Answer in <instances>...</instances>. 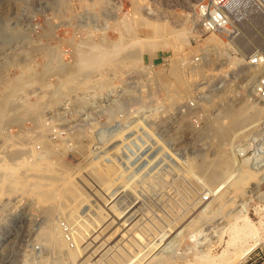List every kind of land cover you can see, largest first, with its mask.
<instances>
[{
	"label": "rangeland",
	"instance_id": "obj_1",
	"mask_svg": "<svg viewBox=\"0 0 264 264\" xmlns=\"http://www.w3.org/2000/svg\"><path fill=\"white\" fill-rule=\"evenodd\" d=\"M198 1L0 0V14L4 9H8V12L4 14L6 16L0 15V70L2 72L4 68L5 76L3 73L1 74L7 78L8 82L6 79L4 81L9 84V78L12 80L16 76H12V73L27 72L28 69L24 68L33 66L35 62L41 63V66L35 67L36 63L33 68L31 66L34 73L39 75L38 72L42 73V70L46 73V75L45 73L36 75L29 85L25 84V86L28 85L27 89L23 86L24 83L21 84L22 79H17L20 75L16 76L18 81L16 79L12 81L13 85L10 82L9 87L6 86V83L4 86L0 85V91L3 87L14 89L12 91L14 99L9 95V98H5L13 99L14 103L11 99L3 103L2 99L0 103L3 105L8 103L7 106L13 107L20 105L22 99L33 101L35 97L32 95L35 92L31 93V91L38 90L42 83L38 86L36 84L40 81L43 82V86L49 84V88L45 86L46 102L41 108V115H37L38 118L25 115L23 117L26 120L21 116L17 122L14 119L5 120L3 123L6 122V126L9 125L6 129L0 120L4 125L3 127L0 124V162L12 163L20 153L19 157L21 154L25 155L28 162L31 163L48 160L63 174L64 178L67 175L65 181L68 179L74 181L75 179V182L81 185L79 177L82 172L92 183L91 187L81 185L83 186L82 190L87 194L86 197L88 196L87 200L80 197H77L78 200L66 199V201L69 200L64 201L66 204L55 198L41 202L35 198L34 194L17 192L8 197L7 194L0 192V264H68L66 261L64 262L63 257L60 258L57 241L54 240V234L60 232L66 246L71 249L75 248V240L72 235V232L76 231L72 224L74 218L68 219L69 208L66 207L73 201L74 216L77 220L86 221L92 226L94 209L98 204L102 212H107L102 201H108L110 195L120 192L126 185L130 189L132 185L129 187V184H132V181L135 188L132 190V187L130 190L136 195L133 193L126 196L130 192L126 186V189L124 188L126 192L125 194L121 193V200L117 201V207L122 211L120 206H123L121 207L125 220H131L132 217V220L136 219L133 221L135 223L133 230H137L136 232L140 236H144L145 239L151 236L150 231L154 232V224L166 215L167 200L169 203L172 201L170 205L175 209L178 206L185 207L189 200L198 195V197H203L206 204L213 200L220 191H224L225 198L228 200L223 211L213 214V217H208L209 220L204 218L197 223H190L186 219L184 223L174 227L172 232H160V235L148 245L152 247L147 249V256L153 252L156 254L169 252L171 254L169 264H178V256H186L187 259H190L192 252L204 247L203 243L206 239L216 240V230L227 222L226 215L228 213L244 208L242 210L248 213L258 228L259 240L256 247L240 264H254L264 260V210L261 209L264 206L262 198L264 193V159L257 156L252 160L253 154L258 151L256 121L250 123L251 125L254 123L252 126L245 124L240 127L243 129H241L242 133L237 130L238 132L235 131L237 134L229 135L228 138H232L234 141L225 145L221 141L220 145L216 143L218 146L213 144L212 131H209L206 126L207 115L210 114L209 117H212L215 113L217 114L229 99L244 100L247 96L246 77L253 72V68L258 66L251 60L256 56H264V1L232 0L228 3L226 14L235 26V32L228 38H223L218 33L201 30L194 14ZM120 18L127 20L128 25L133 29V37L139 40L145 50L149 51L152 58L146 52L142 54V59L125 56L126 53L131 52L130 50L133 51L134 43L124 48L126 53L122 55L123 57L120 56L114 60L110 59L112 51L101 53L99 59L96 60L98 62L95 61L96 65L85 67L86 70H83L85 75L79 72L81 74L78 73L79 75H75L70 80L68 88L66 87L63 92L61 91L62 93H59L63 96L58 94L59 96L51 97L52 95L48 93L55 89L54 79L57 77V73H63L68 66L67 63L74 61L73 44L76 41L80 42V40L90 38L97 40V36L104 34L112 39H118L122 33H119L120 31L116 29L114 23ZM128 18H130L129 21ZM121 30L125 33V29ZM181 30L188 32L185 41L176 36V33ZM213 38L220 42L217 55L214 54L215 49L211 43ZM127 41L125 40V42ZM43 48L45 50H42ZM25 53L28 55L24 56ZM204 53H209L213 59H206L199 69H189L193 62H195L194 64L200 62L199 59ZM16 54H19L21 58ZM16 56L19 57V60ZM39 56H42L41 61ZM207 56L205 57L207 58ZM9 57L13 60L11 61ZM100 59L104 62H100ZM15 60L18 63L15 64ZM22 60L29 61V63L22 64ZM45 62L47 63L44 64ZM48 62L57 67H53ZM173 65H176L180 70L183 78L179 85H176L174 79ZM46 71L48 73L53 71V74L47 79L45 77L50 73L47 75ZM153 75L159 79H155ZM38 77H41L40 81ZM74 80H77L76 83ZM16 82L17 84H14ZM15 85L22 86L17 89ZM23 87L25 89L21 90ZM156 88L158 89L156 90ZM106 91H108L107 97H103ZM13 93L16 95L13 96ZM87 95L91 96L88 100L86 99ZM20 96L26 97L21 99ZM247 99L251 102L249 100L251 98ZM107 101L113 105L125 102L122 105L118 104L122 107L117 109L109 120H105L106 116L100 111L102 106L108 104ZM1 104L0 107L3 106ZM242 104L241 102L239 105ZM252 108L264 114V107L254 103ZM73 110L74 112H72ZM115 115L118 117H114ZM91 118L97 119L94 121H98L96 124L98 126L90 125ZM36 121H38L37 127L34 126ZM15 125L23 129L17 128ZM247 126L250 128L249 130L246 128ZM217 161H221L219 166L231 164V169L223 175L217 176L216 179H211L207 176L209 167L208 170H205L204 165L217 163ZM95 165L97 170L107 171L100 181L99 179L95 181L93 173L87 171L90 167L92 170H96ZM243 169L252 170L255 176L247 181L242 188L235 191L236 189L233 190L231 183ZM28 171L26 170L25 173ZM14 174L5 176V179ZM227 177L229 180H226ZM146 184L148 185L146 186ZM56 185L57 187L61 186L60 180ZM136 186L139 187L136 188ZM88 187L90 188L88 189ZM134 196H137L138 200H142H139L138 203ZM206 197L208 199H205ZM131 199H133L132 202L129 201ZM159 199L166 200L163 204V201ZM132 204L135 206L133 207ZM201 206L198 207L200 210ZM132 207L135 210H132ZM61 209L63 210L61 211ZM99 209L97 208V210ZM138 210H140L139 213ZM199 211L197 209L193 216L196 215L197 218ZM130 213L132 214L128 216ZM150 219L154 222H151ZM145 222L149 223L144 226ZM148 226L151 228L149 229ZM177 240L178 242L173 247L174 250L170 249L173 241ZM193 242L197 246L196 248ZM199 242H202V246ZM99 257L102 262L105 261L104 255L103 259L101 255ZM249 257L251 258L249 259ZM93 261L94 259L87 264L102 263L100 261L93 263Z\"/></svg>",
	"mask_w": 264,
	"mask_h": 264
},
{
	"label": "bare ground",
	"instance_id": "obj_2",
	"mask_svg": "<svg viewBox=\"0 0 264 264\" xmlns=\"http://www.w3.org/2000/svg\"><path fill=\"white\" fill-rule=\"evenodd\" d=\"M231 1L232 0H230L229 2H231ZM199 2H200V0L198 1V3ZM7 12H8V9H4L2 11V13H1L2 17L6 16L4 14H6ZM129 19L130 18H128V21H129ZM94 26H95V24H94ZM100 26H102V25H100ZM114 26L116 27V29H118L120 31V32L119 31H117V32H119L120 34L121 33L125 34V35L121 34V36L118 35L119 36L118 39H116V38L112 39L110 36L104 34V35L97 36V40H95L96 38L95 39L90 38V39H86V40H83V41L80 40V42L76 41V43L73 44L74 45L73 46L74 47V52H75L74 53L75 54L74 61L71 62V63H67L68 66L65 68V71L63 70L64 71L63 73L62 72L57 73V77L54 79V82L56 83V86H54L55 87L54 91H52L50 89L51 91L48 90L49 93L47 92L48 94L52 95L51 97H56L61 91L63 92V90H65V88L69 84L70 80H72L75 77V75H79V74H81L79 72L83 73V70H86L85 67H88L89 65L92 66V64H95V61L97 59H99L98 57H99V55L101 53H106L108 51H112V56H111L110 59L114 60L115 58L120 57V56H122L123 54L126 53L124 51L125 50L124 48H127L126 46H129L131 43H134V47L135 48L133 49V51L130 50L131 52L130 53H126L125 56L130 57V58H134V59H142V54L144 52H146L148 54V56L152 58V56L149 53V51L145 50L143 48V45L139 42V40H137L136 38L133 37V29H132V27L130 25H128V22H127L126 19H123V18L118 19L114 23ZM122 28L125 29V33H123V30H121ZM81 31H82V29H81ZM75 34H76V32H75ZM176 36H177V38L181 39L182 41H185L186 37L188 36V32L184 31V30H181L180 32L176 33ZM125 40L126 41L128 40V41L125 42ZM211 43H212V45L214 46V49H215L214 54L217 55L218 54L217 50H218V48L220 46V42L218 41V39L213 38L211 40ZM29 46H31V45H29ZM34 47H35V45H34ZM52 48H51V50H52ZM31 49H32V47H31ZM42 50H45V48H43ZM17 53H19V52H17ZM37 53H35V54H37ZM19 54L21 55V53H19ZM19 54L18 55L16 54V55L19 56ZM26 54L27 53H25V55L24 54L23 55L26 56ZM39 55H40V53H39ZM206 55H208L207 58L205 57ZM17 56H16V58H17ZM24 56H23V58H25ZM29 57H30V55H29ZM31 57L33 58V56H31ZM39 57H41V59H39L41 61L42 60V56H39ZM9 58H11V57H9ZM101 59H100V62H102V61L104 62V60H101ZM125 59H126V57H125ZM206 59H211L212 60L213 58L209 56V53H207V54L204 53L199 59L200 62H196V64H194L195 62H193V64L191 66L189 65L190 66L189 69L196 70V69L201 68V66L204 64ZM10 60L12 61L13 58H11ZM6 61H8V60H6ZM22 61H21L22 64L23 63L24 64L29 63V61L28 62H26L25 60H22ZM21 62H19V63H21ZM96 62H98V61H96ZM16 63H18V61L16 62V60H15V64ZM30 63H31V61H30ZM35 63H33V66H34ZM46 63L47 62H45L44 64H46ZM48 63L51 64L53 67L56 66V65H53L51 62H48ZM190 63H191V61H190ZM40 64H37L35 67L41 66ZM27 65H29V64H27ZM31 66H29L28 68H24V69H28L27 72L26 71L23 72L22 71L23 69H22L21 70L22 72L20 74H17V73H15V74L12 73L11 74V72L10 71L9 72H10V74L12 76L13 75H16V76L20 75L21 77L19 76V77H17V79L18 80H19V78L22 79L21 80V84L24 83L23 86H25V84L29 85L30 84L29 82H32V80L34 78H36V75H37V74L34 73L35 71L33 69H31ZM33 66H32V68H33ZM52 66H50V67H52ZM94 67H97V66H94ZM0 68H1V66H0ZM90 68H92V67H90ZM172 68H173V75H174V79L176 81V85H179L182 82V80H183L181 72H179L180 70L176 67V65H173ZM46 69H48V68H46ZM46 69H44V70H46ZM37 70L39 71V69H37ZM88 70H89V68H88ZM3 71H4V68H3ZM3 71L1 72V70H0V85H2V86L7 84L6 83L7 78L4 77L5 73H3ZM53 71L49 72L50 74L48 73V71H46L47 75L48 74L49 75L47 77H45V78L46 79L49 78V76L51 74H53ZM55 72H57V71H55ZM142 72H143V70H142ZM1 73H3L4 76ZM42 73L44 74L45 71L43 72V70H42ZM42 73L38 72L39 75L42 74ZM263 73H264V56H261V62L258 63V66L253 68V72L251 74L247 75V77H246L247 78V82H246V85H245L246 87L245 88H246V94H247L248 97L246 96L244 100H242V99L230 100L229 99L227 101L226 105L221 107L217 114L215 113L214 116L212 115V117H209L210 114L206 116V119H207L206 120L207 121L206 122L207 123L206 126H208L207 129L209 131H212V135H213L212 140H213V144L214 145L216 143L221 142V141H222L223 145L229 144V142L234 141V139L228 138L229 135H231L232 133H236L237 134V132H238L237 130L241 131V129H242V128L240 129V127H242L245 124H249L248 126H252V125H254V123L252 125L250 123L253 122V121H256V126H257L256 136H257V139H258V151L253 154L252 160L255 159L257 156H258V158H263L264 159V156L261 153V148H262V145H263L262 126H263V122H264V114L263 113L261 114V113H259V111L253 110V108H252V105L254 103L258 104L260 107H264V104L261 101V99L259 97V93H258L259 79H260V77H261V75ZM83 74L85 75V72ZM39 75H37V76H39ZM45 75H46V73H45ZM16 76H14L15 79H16ZM156 77L154 76L155 79H159L158 77L157 78ZM40 78L41 77H38L39 81H40ZM5 79H6V81H4ZM11 79H12V77H11ZM15 79L10 80V78H9V81L11 82V84H12V81L15 80ZM79 80H81V79H79ZM39 81H37V82H39ZM76 81H75V83H76ZM10 82H9V84H10ZM4 83H6V84H4ZM41 83L43 84L42 81H40V83H37V84L35 82V84L37 86L40 85ZM9 84H7L6 86L9 87L8 86ZM14 84H17V82L14 83ZM32 84L34 85V83H32ZM42 84H41V86H39L38 90L31 91V93L35 92V94L33 93V95H32V96L35 97L33 101L29 102L26 99L24 100L22 98H25L26 96L25 97H21L22 96L21 95L20 97H21L22 100H20V101H22V102L20 103V105L13 106V107L12 106H7V104H8L7 102L10 101L11 98L8 99V100L5 99V98L8 97V95H9V97L10 96L12 97V91L14 89L13 88L3 87L2 90L0 91V100L3 99L2 103L7 100V102H6L7 104L3 105V104L0 103L1 105H3L2 107H0V120H2V123H3V121H5V120L9 121L10 119H14L17 122L19 120L20 116L23 117L25 115H29V116L30 115H32V116L39 115L41 113V110H42L41 108L43 107L44 102H46V100H45L46 99V92H45L46 88H45V86H47V88H49V84L48 83H47L48 85L44 84L45 86H43ZM18 85H19V83H18ZM18 85H15V86L17 87ZM28 85H26V86H28ZM21 86L22 85H20L19 87H21ZM26 86H25V88H26ZM166 86H167V84H166ZM12 87H14V86H12ZM16 87H14V88H16ZM19 87H17V89H19ZM25 88L23 87V89L21 88V90H24ZM52 88H53V86H52ZM157 89L158 88H156V90ZM21 90H19V91H21ZM165 91H166V89H165ZM52 92H53V94H52ZM107 92L108 91H106V93L104 92L103 97H107L106 96ZM166 92H168V91H166ZM14 94L16 95V93H13V96H14ZM59 95L63 96L61 94H59ZM139 96H137V97L139 98ZM89 98H91V96L87 95L86 99L88 100ZM247 98H251V99H249V100H251V102L248 101ZM13 99H11V101ZM56 99H54V100H56ZM124 100L126 101V99H124ZM110 101H107L108 104L105 103L106 105L102 106V110H100L106 116L105 120L106 119L109 120L113 116L114 112L117 109H119L120 107H122L121 105L123 103L125 104V102H123L122 104L118 103V104H121V105H118L117 103H114V105H113ZM241 102L243 104L239 105V104H241ZM12 103H14V101H12ZM94 104H96V103H94ZM92 106L94 107V105H92ZM72 112H74V110ZM95 113L98 114L99 112L98 113L95 112ZM96 114H95V116H97ZM39 116H37V118ZM92 117H93V115H92ZM114 117H118V116L115 115ZM198 117H200V116H198ZM32 118H30V119H32ZM27 119H29V118L27 117ZM34 120H35V117H34ZM94 120H97V119L94 118V119H92V121H89L90 125H94L95 124V126H98V125H96L98 123V121L96 122ZM113 120H115V119H113ZM38 121H36V123H34L35 125L33 124L35 127L38 126V125H36V124H38ZM19 122H21V121H19ZM2 123L0 121V124H2ZM81 123H82V121H81ZM3 124L5 125V127H4ZM3 124L2 125H3L4 129H6V127L9 126V125L6 126V122H4ZM106 124H107V122H106ZM106 124H104V125H106ZM16 125H19V124H16ZM248 126L246 128H248ZM3 127H1V128H3ZM16 127L18 128L20 126H16ZM20 128H22V127H20ZM30 128H32V127H30ZM92 128H93V126H92ZM92 128H91V130H92ZM244 128H245V126H244ZM249 129L250 128H248V130ZM0 131H1V129H0ZM235 131H237V132H235ZM244 131L246 132V129H244ZM241 133H242V131H241ZM218 145H220V143ZM218 145L216 144L215 146H218ZM255 145H257V144H255ZM19 155H20V153L18 154V156H16L18 158L15 157L16 160L13 161L12 163L5 164L4 161L0 162V192H2L4 194H7L8 197L13 195L14 193H17V192L27 193V194H34L36 196L35 198L39 199V201H41V202H44L46 200H50V199H53V198L59 199L63 203H64V201H66V199H72L73 200V199H77V197L78 198L80 197L83 200H87L88 199L87 198L88 196L86 197L87 194L82 190V188H83L84 185L91 187L92 183H90V181L87 180V177H85L82 172H81V175L79 177V180L81 181V185L83 184V186L78 185L77 182H75V179H74V181H72L71 179H68L67 181H65V179L67 178V175H66V178H64L63 174L61 172H59L56 167H53V165H51L48 160L40 162V163H31V162H28V159H27V157L25 155L21 154L20 157H19ZM219 162H221V161H217V163L207 164V166L204 165L205 168H206L205 170H208V167H209V171H208L207 176L210 177L211 179L212 178L216 179L217 176L223 175L225 172L230 171V169H231V166H230L231 164L230 165L228 164L227 166L226 165L225 166L224 165L223 166H219L220 165ZM95 168H96V165H95ZM102 168H104V167L102 166ZM26 170L27 171L29 170V171L25 173ZM96 170H97V168H96ZM96 170H92L91 167H90L89 170H87V171L90 172V173H93V178H95V181L98 180V179L100 181V179H102L107 174V171L106 172H101L99 170H97V171ZM231 172H232V170H231ZM177 173H179V172H177ZM11 174H14V175L12 177H9V178L5 179V176L11 175ZM234 175H237V174H234ZM165 176H166V174H165ZM180 176H182V175H180ZM254 176H255V173H253L252 170L243 169V170L239 171L238 176H236V179H234L233 183H231L232 186H233L232 188H234L233 190L236 189L235 191H237V189L242 188L244 186V184L247 181H249L252 178H254ZM71 178H72V176H71ZM180 178H182V177H180ZM228 178L229 177H227L226 180H229ZM59 180H60L61 186L57 187L56 184L59 182ZM113 181H114V179H113ZM173 181H174V179H173ZM149 182H151V181H149ZM133 183H134L133 181H132V184L128 183L129 187H130V185H132L131 186V188L133 187L132 190H134V188H135L133 186ZM171 184H172V182H171ZM94 185H96V184H94ZM123 185H125V184H123ZM147 185L148 184H146V186ZM126 186L128 188V185H126ZM126 186L124 187L125 189H126ZM90 187H88V189ZM137 187H139V186H136V188ZM123 189H121V190L119 189L120 192H117L116 194L113 193L112 195L115 194V196H113V197H110L112 195H110V196L107 195V196H109V200L105 201L106 203L103 202L104 200L102 201L104 206H106L107 212L106 211L102 212L101 211V207L99 209V207H98L99 204H98L97 208L99 210H97V208L94 209V217H93V219L91 221L92 226L86 221L77 220V218L74 216L75 209H74V205H72L73 201H72V203L70 202V205H72V206L69 207L70 205H68V207H66V208H69L68 209L69 212H67L69 218L68 217L67 218L69 220L74 218L73 219L74 222L72 224H74V228H75L76 231L72 232V235H73V238L75 240V248L71 249V248H68L66 246L65 240H64V238H63V236H62V234L60 232H56L54 234V240L57 241V247L59 248L58 252H59V254H61L60 258L62 259V257H63L64 262L66 261L68 264H87V262H89V261H91L93 259H94L93 263H95L97 261L102 262L99 259L100 258L99 255L102 256V259L104 258L103 257V255H104L105 256V258H104L105 261H103L101 264H169L171 262V260H170L171 259V254L169 252H167L165 254H163L164 252L163 253L161 252L162 254H156L155 252H153V253L149 254L150 256H147V253H148L147 249L149 247H152V246H148V245H150V243H152V241L158 235H160L159 233L162 232V231L163 232H165V231L172 232L174 227H176L177 225H179L182 222L184 223V221L186 219H187V222L189 221L190 223H192V222L193 223H195V222L197 223V222L203 220L204 218H206V220H209L210 218L207 219L208 217H211L213 214H215V213H217L219 211H223V209L226 207L227 202H228V200L225 198L224 191L223 192L220 191L221 193L218 192L217 195L213 198V200H210L206 204H205L206 201L204 202L203 197L202 196L198 197L199 196L198 195V196L194 197V199L189 200L188 201L189 203L186 204L185 207H182V206L179 207L178 206L179 208L177 207L176 209L170 205V203H172V201H170V203H169V200H167L166 201L167 203L165 204V206L168 205V210L166 212V215L163 216L160 219V221H157L154 224V226H155L154 232L150 231L152 233L151 236L147 235L149 238L145 239L144 236H140L136 232L137 230H133V225L135 224V223H133V221L136 220V219L132 220L133 219V217H132V219L129 218L131 220H128V219L125 220L126 218L124 219L123 218V214H122V211H123L122 207L123 206L121 205L122 206L121 207L119 205L122 211H120V209L117 207V201L121 200L120 199L121 193L125 194V192H126V190L125 189L123 190ZM172 189H174V188L172 187ZM163 190H164V188H163ZM136 192H138V191H136ZM133 193H135V192L130 190V192L127 193L126 196H128V194H133ZM201 193H202V191H201ZM142 194H144V193H142ZM202 194L204 195V193H202ZM135 195H136V193H135ZM159 196H161L160 193H159ZM124 197H125V195H124ZM134 197L136 198L137 196H134ZM145 197H146V195H145ZM179 197H181V196H179ZM154 198H155V196H154ZM158 198H160V197H158ZM262 198L264 200V193H263V197ZM162 199H159V200H162ZM166 199H169V198H166ZM170 199H171V196H170ZM205 199H208V197H206ZM132 200L133 199H131L129 201L132 202ZM136 200L138 202L139 200H142V199L138 200L136 198ZM165 200H162L163 204H164ZM67 201H69V200H67ZM155 202H157V201H155ZM96 203H98V202H96ZM64 204H66V203H64ZM93 204H95V203H93ZM119 204H120V202H119ZM163 204L161 203V206ZM217 204H218V206L216 207ZM197 205H199V206L202 205L201 206L202 207L201 210L198 208L199 206L196 207ZM124 206H125V204H124ZM132 206L134 207L135 205L132 204ZM127 208H128V206H127ZM153 208H154V206H153ZM102 209L104 210V208H102ZM197 209H198V211L199 210L200 211L198 212L199 215L196 218V215L193 216V214L195 213V211ZM242 209H244V208H242ZM242 209L240 208V210L238 209V210H234L230 214L228 213L229 216L226 215L228 220L221 228L216 230L217 231L216 232L217 233L216 234V237H217L216 240H211L209 238V239H206L204 241L203 238H202V240L204 241V243H203L204 247L202 249H200V250L199 249H196V251L193 250L194 252H192L190 259H187L186 256H178V262L177 263L178 264H240L245 259V257H247L249 255V253L256 247V245L258 244V240H259V238L257 236V231H258L257 226H255V224L252 222V220L250 219L248 213L245 212V210L243 211ZM261 209L264 210V206ZM62 210L63 209H61V211ZM129 210H131V208H129ZM132 210H135V208H133ZM139 211L140 210H138V213H139ZM147 211H149V210L147 209ZM126 213H127V211H126ZM131 214L132 213L128 214V216L131 215ZM135 214H136V212H135ZM216 215H218V214H216ZM47 216H48V214H47ZM146 218H148V217L146 216ZM149 218H151V217H149ZM150 221H151V219H150ZM151 222H154V220L151 221ZM187 222H186V224L188 225ZM148 223L145 222L144 226H145V224H148ZM72 224L70 223V225H72ZM148 228L150 229L151 226L150 227L148 226ZM150 232H149V234H150ZM142 234H144V233H142ZM202 235H203V233H202ZM162 237H164V236H162ZM183 237H184V235L182 236V238H180V240H179L180 242L182 241ZM204 237H205V235H204ZM188 238L190 239V237H188ZM157 242H158V240H157ZM177 242H178V240L177 241H173V243H172L173 245L170 246V249H173L174 244H176ZM202 242L201 243L199 242L201 244V246H202ZM55 245H56V243H55ZM193 245H195L194 242H193ZM194 247L196 248L197 246L195 245ZM217 248L220 249V250L218 251ZM154 253H155V255H154ZM176 255H177V253H176ZM62 263H63V260H62Z\"/></svg>",
	"mask_w": 264,
	"mask_h": 264
},
{
	"label": "built area",
	"instance_id": "obj_3",
	"mask_svg": "<svg viewBox=\"0 0 264 264\" xmlns=\"http://www.w3.org/2000/svg\"><path fill=\"white\" fill-rule=\"evenodd\" d=\"M229 1L230 0H200V2L196 4L194 14L203 32L218 33L223 38L232 36V34L235 32V26L231 23L226 14ZM251 62L253 64L260 63L261 56L253 57ZM258 93L261 101L264 104V73L259 79ZM262 139L263 145L261 148V153L264 156V122L262 126ZM250 258L251 257H249V259ZM254 264H264V260Z\"/></svg>",
	"mask_w": 264,
	"mask_h": 264
}]
</instances>
